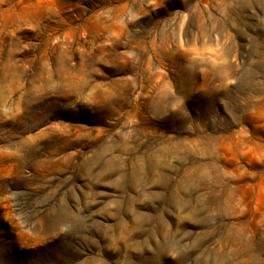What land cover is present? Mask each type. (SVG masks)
I'll use <instances>...</instances> for the list:
<instances>
[{"label":"rangeland","instance_id":"374dc122","mask_svg":"<svg viewBox=\"0 0 264 264\" xmlns=\"http://www.w3.org/2000/svg\"><path fill=\"white\" fill-rule=\"evenodd\" d=\"M0 264H264V0H0Z\"/></svg>","mask_w":264,"mask_h":264}]
</instances>
